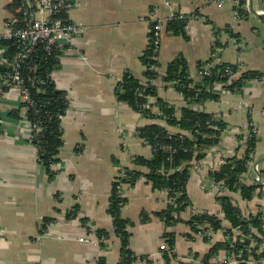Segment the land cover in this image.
<instances>
[{
    "label": "crops",
    "instance_id": "crops-1",
    "mask_svg": "<svg viewBox=\"0 0 264 264\" xmlns=\"http://www.w3.org/2000/svg\"><path fill=\"white\" fill-rule=\"evenodd\" d=\"M236 1L72 0L64 18L89 29L74 38L71 46H62L58 66L51 73L57 90L69 103L61 121L62 142L57 161L51 166L52 178L38 161L31 143V124L17 90L7 91L0 100L4 120L0 125V264L119 263L120 241L113 234L109 200L117 175L124 169H138L132 159L151 157V148L138 136V129L157 124L171 134L183 133L163 118L140 116L115 94L116 84L125 73L144 79L141 57L148 49L151 12L159 18L174 13L189 17L186 38L167 32L161 36L158 77L152 81L158 97L173 107L177 117L183 107L190 106L214 114L227 126L203 159L189 163L186 193L190 205L170 226L157 215L169 204L166 191L154 190L143 177L133 186L125 185L121 216L130 222L129 247L137 257L132 264H201L214 243L224 242L221 230L209 242L194 237L186 222L202 212L222 217L217 199L222 193L210 172L224 159L242 154L243 142L238 137L246 138L243 131L250 122L257 130L254 160L258 171L248 164L240 181L260 187L250 200H244L239 192L228 195L246 214L264 209V49L252 28L254 15L238 13ZM242 1L243 6H252V0ZM11 3L0 0V35L11 16ZM260 14L257 17H262ZM227 25L238 38L222 30L215 36L214 28ZM215 38L224 45L218 49L219 61L240 66L243 71H257L262 79L247 81L241 93L217 88V101L187 105L173 85L163 82L166 67L182 56L189 77L198 80V62L209 58ZM5 51L0 46L1 55L6 56ZM15 109L20 111L17 119L8 115ZM262 228L264 231V218ZM97 230L109 233L104 244L99 242ZM165 233L174 235L173 256L168 252V261ZM211 262L240 264L229 260L224 251L211 257Z\"/></svg>",
    "mask_w": 264,
    "mask_h": 264
},
{
    "label": "trees",
    "instance_id": "trees-1",
    "mask_svg": "<svg viewBox=\"0 0 264 264\" xmlns=\"http://www.w3.org/2000/svg\"><path fill=\"white\" fill-rule=\"evenodd\" d=\"M240 4L245 2L239 0ZM18 3L14 0L9 5L11 15H16ZM243 11L238 10V13ZM189 17H177L164 24V32L175 36L186 38V26ZM154 23L149 22V43L148 49L141 57L142 65L145 68L144 79H138L130 73H125L117 82L115 94L119 101L126 103L133 111L147 119H165L170 126L177 127L183 133L171 134L164 127L157 124H149L138 129V136L147 141L151 148V157H134L133 163L138 167L137 170L124 169L125 177L122 179L125 185L133 186L135 182L143 177L154 190L167 192L169 204L165 210L158 213L159 218L170 226L177 220L180 212L185 210L190 204L187 198L186 186L189 178L188 165L190 162H198L205 157V152L215 146L227 124L204 111H197L193 108L183 107L181 115L175 116L172 106L158 97L156 88L152 81L158 77L157 60H152V38ZM229 33L233 38H238L229 30V26L223 29L214 28L215 36L220 32ZM0 46L5 48V55L12 61L19 53L13 40L0 38ZM224 45L215 38L212 52L218 54V49ZM62 47H53L47 53L41 47H37L30 59L21 63L20 72L23 79V86L29 91V96L33 105L28 107L25 113L26 119L32 124H38L39 131H31V143L37 150L38 161L46 169L50 178L54 176L52 164L56 160L59 146L61 145V118L64 117L69 103L64 93L57 90L51 73L58 66V56ZM160 50V49H159ZM213 59L198 62L197 71L199 79L194 81L189 77L187 62L182 56L175 57L166 67L162 80L165 84H171L180 93L187 105H202L208 100L217 101L220 93L217 88L232 92L236 88L239 93L247 81L255 79L260 81L262 75L253 70L239 72L237 65L214 61L209 75H203L204 65ZM155 67L152 70L151 67ZM7 66L0 65V74H3ZM229 68L232 74L226 75ZM153 96L154 107L159 113H153L143 108L147 102V97ZM19 110H12L8 115L17 119ZM243 142L242 154L223 160L218 169L210 172V176L215 183L223 182L226 191L217 196L221 204L222 218L207 212L194 214L186 223L191 227L192 233L199 231L200 227L211 229L214 233L221 230L224 232V242L214 243L209 252L201 258V264H213L211 257L220 251L235 255V260L240 264L255 261L261 264L264 258V231L263 219L260 212L256 214H246L234 203L228 193L239 192L244 200H250L259 185L246 186L240 181L241 175L246 172L247 165L250 164L249 154L255 151L258 143L257 136L248 138L238 137ZM167 147L169 149H167ZM238 151V150H237ZM126 198H122L113 183L112 193L109 200L108 212L112 218V230L115 237L120 241V260L118 264H132L137 257L130 249V233L127 228L130 222L121 216V207L125 204ZM76 216V212H71ZM49 221V220H47ZM223 221L227 223L224 225ZM226 226V227H225ZM97 236L108 239L109 233L104 230H97ZM192 234V235H193ZM163 237L167 239L168 251L165 256L168 261V254L171 255L174 249V235L165 233ZM188 238H191L188 235ZM205 241L210 238L203 237ZM104 244V242H102ZM169 252V253H168ZM239 255V256H238ZM173 256V254H172ZM99 264H103L99 261Z\"/></svg>",
    "mask_w": 264,
    "mask_h": 264
},
{
    "label": "built area",
    "instance_id": "built-area-1",
    "mask_svg": "<svg viewBox=\"0 0 264 264\" xmlns=\"http://www.w3.org/2000/svg\"><path fill=\"white\" fill-rule=\"evenodd\" d=\"M14 0H12L13 2ZM19 4L16 8V15H11L5 22V32L0 35L1 39L13 40L18 48L19 53L14 59L9 60L7 56L1 55L0 52V63L7 66L3 74H0V100L3 95L9 90H17L23 110H27L28 107L33 105V102L29 96V91L23 86V79L20 72L21 63L24 60H28L31 56L36 53L37 47H41L47 53H50L52 48L55 46L65 47V45H72L73 39L84 34L89 28L87 25L82 23L73 22L67 20L64 15L72 7V0H16ZM237 4V3H236ZM238 5V4H237ZM241 10L246 13L248 5L241 6ZM177 17L182 18L180 14H171L165 18H159L155 12L150 13V21L154 23L153 38H152V60H157V55L160 49L161 36L164 31V24ZM208 59L218 60L217 53L212 52ZM208 62L204 65L203 75H209L214 61ZM155 70V67H151ZM239 72L240 68H239ZM232 71L227 68L226 75H231ZM255 80V79H252ZM250 80V81H252ZM233 93H239L234 88ZM180 95V93H179ZM181 96V95H180ZM155 97L148 96L147 102L143 106L144 109L150 110L153 113H159L156 107H154ZM63 117L61 118L62 121ZM30 123V122H29ZM4 124V120L0 115V125ZM31 124V131L41 130L38 124ZM245 137L257 136V130L250 122L246 130L243 131ZM143 142L147 144V141L143 139ZM167 149H169L167 147ZM255 152V151H254ZM249 154L250 165H252L256 171L258 166L255 163V154ZM125 177L124 172H120L115 179L116 189L120 197H123V190L125 182L122 179ZM257 182L260 183L259 176ZM216 184V183H215ZM219 192L226 190V186L223 182L216 184ZM264 218V209L259 211ZM196 238L207 237L212 239L214 232L211 229H204V226L200 227L199 231L193 234ZM99 242H105L106 239L101 236L98 237ZM229 260H235V255L226 252ZM239 256V255H238ZM236 261V260H235ZM247 264H256L255 261L247 262Z\"/></svg>",
    "mask_w": 264,
    "mask_h": 264
},
{
    "label": "rangeland",
    "instance_id": "rangeland-1",
    "mask_svg": "<svg viewBox=\"0 0 264 264\" xmlns=\"http://www.w3.org/2000/svg\"><path fill=\"white\" fill-rule=\"evenodd\" d=\"M236 3L238 4L237 5L238 10L241 11L242 4H240L239 1H236ZM259 8H264V0H252V6L251 7L249 6V8H247L246 13L252 14L251 16L254 15L252 18V28H254V34H256L258 36L257 38L259 41L262 42V48L264 49V11L263 10H261V11L256 10ZM259 14L262 15V17H257V16H259ZM240 46L243 47L242 45H240ZM238 68H240V71H243L242 67L239 66ZM216 184H218V183H216ZM219 218H222V217H219ZM223 223H226V222L223 221Z\"/></svg>",
    "mask_w": 264,
    "mask_h": 264
},
{
    "label": "water",
    "instance_id": "water-1",
    "mask_svg": "<svg viewBox=\"0 0 264 264\" xmlns=\"http://www.w3.org/2000/svg\"><path fill=\"white\" fill-rule=\"evenodd\" d=\"M259 176V175H258Z\"/></svg>",
    "mask_w": 264,
    "mask_h": 264
}]
</instances>
